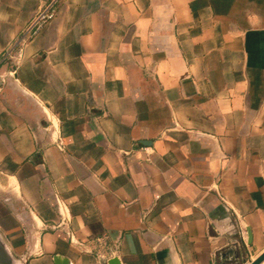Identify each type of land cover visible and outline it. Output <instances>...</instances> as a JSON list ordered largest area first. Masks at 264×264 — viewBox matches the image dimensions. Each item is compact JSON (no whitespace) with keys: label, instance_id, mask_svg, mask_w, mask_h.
<instances>
[{"label":"crops","instance_id":"crops-1","mask_svg":"<svg viewBox=\"0 0 264 264\" xmlns=\"http://www.w3.org/2000/svg\"><path fill=\"white\" fill-rule=\"evenodd\" d=\"M49 1L0 0V264L263 254L264 0H59L16 62Z\"/></svg>","mask_w":264,"mask_h":264},{"label":"built area","instance_id":"built-area-1","mask_svg":"<svg viewBox=\"0 0 264 264\" xmlns=\"http://www.w3.org/2000/svg\"><path fill=\"white\" fill-rule=\"evenodd\" d=\"M59 0H50L47 2L44 6L39 8L30 22L28 23L27 27L24 30L23 36L21 40L19 41V48L16 52V54L12 57L16 60V62H20V60L23 58V51L24 47L28 42L32 41L39 32L47 26L50 22L55 20L59 14ZM63 146H61V149ZM57 210L59 213V216L61 217V223L57 226H54V229L60 228L62 226H65L66 216H65V208L63 204L57 199ZM67 236L70 238L71 243L76 244L77 241L75 239V235L73 231L70 229L65 230Z\"/></svg>","mask_w":264,"mask_h":264},{"label":"water","instance_id":"water-1","mask_svg":"<svg viewBox=\"0 0 264 264\" xmlns=\"http://www.w3.org/2000/svg\"><path fill=\"white\" fill-rule=\"evenodd\" d=\"M248 231V230H247ZM249 242H251V233L248 231ZM0 259H3L0 255ZM54 264H72L69 258L64 257L62 255H55L54 256ZM264 262V253L261 254L258 258L253 260L250 264H262ZM107 264H121L118 258H112L108 261Z\"/></svg>","mask_w":264,"mask_h":264}]
</instances>
